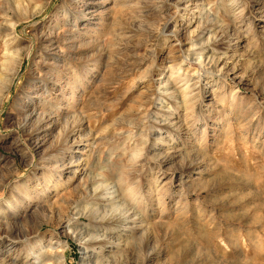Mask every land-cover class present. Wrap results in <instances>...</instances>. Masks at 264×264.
I'll use <instances>...</instances> for the list:
<instances>
[{
	"label": "rangeland",
	"instance_id": "obj_1",
	"mask_svg": "<svg viewBox=\"0 0 264 264\" xmlns=\"http://www.w3.org/2000/svg\"><path fill=\"white\" fill-rule=\"evenodd\" d=\"M0 264H264V0H0Z\"/></svg>",
	"mask_w": 264,
	"mask_h": 264
},
{
	"label": "bare ground",
	"instance_id": "obj_2",
	"mask_svg": "<svg viewBox=\"0 0 264 264\" xmlns=\"http://www.w3.org/2000/svg\"><path fill=\"white\" fill-rule=\"evenodd\" d=\"M102 1H106V0H102ZM85 11L83 12V13H85V14H91L92 13V10L90 11V9H91V6H88L87 4L85 5ZM89 9V10H88ZM69 12H72V10H70ZM82 13V14H83ZM74 15L77 17H80V15H78V14H76V13H74ZM50 124V123H49ZM52 124H50V126H51ZM49 129V128H48ZM65 162V161H64ZM50 249H51V251L50 250H47V253H43V252H40L39 253V256H40V258L42 259V260H44V258L45 257H47L48 259H55V261L56 262H59L60 263V260L58 259V257L57 256H54L53 254H54V251H53V249H56L54 246H53V244H50Z\"/></svg>",
	"mask_w": 264,
	"mask_h": 264
}]
</instances>
